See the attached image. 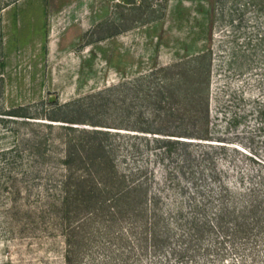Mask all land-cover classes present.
<instances>
[{
  "label": "rangeland",
  "instance_id": "1",
  "mask_svg": "<svg viewBox=\"0 0 264 264\" xmlns=\"http://www.w3.org/2000/svg\"><path fill=\"white\" fill-rule=\"evenodd\" d=\"M0 264H264V0H0Z\"/></svg>",
  "mask_w": 264,
  "mask_h": 264
},
{
  "label": "water",
  "instance_id": "2",
  "mask_svg": "<svg viewBox=\"0 0 264 264\" xmlns=\"http://www.w3.org/2000/svg\"><path fill=\"white\" fill-rule=\"evenodd\" d=\"M53 100H55V96H51V97L49 98V101H50V102L53 101Z\"/></svg>",
  "mask_w": 264,
  "mask_h": 264
}]
</instances>
